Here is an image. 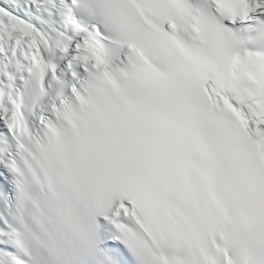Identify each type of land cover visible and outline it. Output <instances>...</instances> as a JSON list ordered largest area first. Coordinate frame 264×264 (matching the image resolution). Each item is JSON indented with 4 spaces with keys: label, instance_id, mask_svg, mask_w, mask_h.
<instances>
[{
    "label": "snow or ice",
    "instance_id": "6c2138e0",
    "mask_svg": "<svg viewBox=\"0 0 264 264\" xmlns=\"http://www.w3.org/2000/svg\"><path fill=\"white\" fill-rule=\"evenodd\" d=\"M0 264H264V0H0Z\"/></svg>",
    "mask_w": 264,
    "mask_h": 264
}]
</instances>
